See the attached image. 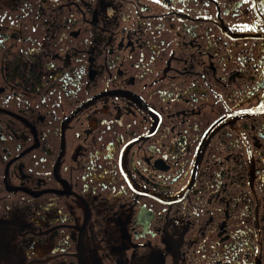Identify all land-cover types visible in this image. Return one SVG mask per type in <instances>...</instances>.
I'll use <instances>...</instances> for the list:
<instances>
[{
  "label": "flooded vegetation",
  "instance_id": "obj_1",
  "mask_svg": "<svg viewBox=\"0 0 264 264\" xmlns=\"http://www.w3.org/2000/svg\"><path fill=\"white\" fill-rule=\"evenodd\" d=\"M0 264H264V0H0Z\"/></svg>",
  "mask_w": 264,
  "mask_h": 264
}]
</instances>
